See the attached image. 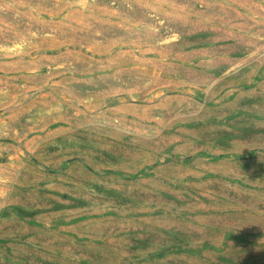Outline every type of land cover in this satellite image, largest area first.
I'll use <instances>...</instances> for the list:
<instances>
[{"label":"rangeland","instance_id":"374dc122","mask_svg":"<svg viewBox=\"0 0 264 264\" xmlns=\"http://www.w3.org/2000/svg\"><path fill=\"white\" fill-rule=\"evenodd\" d=\"M0 264H264V0H0Z\"/></svg>","mask_w":264,"mask_h":264}]
</instances>
